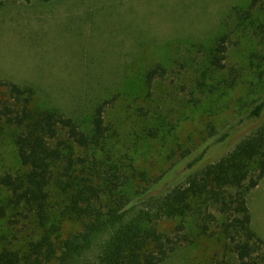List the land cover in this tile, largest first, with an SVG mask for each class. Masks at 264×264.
<instances>
[{
  "label": "rangeland",
  "instance_id": "rangeland-1",
  "mask_svg": "<svg viewBox=\"0 0 264 264\" xmlns=\"http://www.w3.org/2000/svg\"><path fill=\"white\" fill-rule=\"evenodd\" d=\"M249 1L9 0L0 13V80L31 84L40 92L39 102L85 121L98 104L109 101L105 153L158 180L153 193H166L185 181L183 151L191 157L203 152L202 165L214 163L264 122V113L247 118L264 100V80L249 67L250 54L261 47L256 23L236 26L229 16L234 6L246 7ZM252 19L263 23L264 7ZM228 28L234 34L225 68L208 71L206 56ZM158 65L166 73L148 86L145 76ZM205 73V85L199 86ZM159 122L160 135L152 139L147 130ZM5 129H0V176L23 174L26 168ZM223 133L230 137L217 143ZM8 197L0 186V202ZM247 205L251 227L264 239V179L249 193ZM178 223L163 222L159 229L170 233ZM197 223L196 216L183 222L192 243L162 264H211L217 258V238L198 235ZM78 229L77 223L64 222L62 233ZM40 233L13 211L0 221V245L8 248L25 249ZM105 239L98 238L90 258Z\"/></svg>",
  "mask_w": 264,
  "mask_h": 264
},
{
  "label": "trees",
  "instance_id": "trees-1",
  "mask_svg": "<svg viewBox=\"0 0 264 264\" xmlns=\"http://www.w3.org/2000/svg\"><path fill=\"white\" fill-rule=\"evenodd\" d=\"M8 1L0 0V13ZM263 7L264 0H250L229 14L236 26L256 23L254 35L261 47L250 54L249 67L261 81L264 22L252 18ZM233 34L231 28L219 34L206 56L208 71L225 68ZM165 73V68L156 66L147 72L146 84ZM202 77L199 86L205 85L206 73ZM39 93L31 84L0 80V129L11 131L17 157L26 168L23 174L0 176V186L9 193L0 202V221L13 211V216L28 219L41 231L25 249L0 245V264H162L192 243L183 225L190 216L198 220V235L215 236L220 244V261L217 255L211 264H264V239L253 231L247 205L249 193L264 179V122L214 163L202 165L203 152L191 157L189 150L183 151L184 183L166 193H153L158 180L105 153L104 114L109 101L98 104L85 121L39 102ZM263 113L264 100L247 118L258 119ZM161 126L159 122L149 128L148 135L157 139ZM229 137L223 133L216 142ZM216 216L221 217L220 226ZM174 220L179 223L170 233L159 229L161 223ZM64 222L77 223L80 229L64 236ZM211 225L219 231L215 233ZM102 236L105 241L90 258Z\"/></svg>",
  "mask_w": 264,
  "mask_h": 264
}]
</instances>
